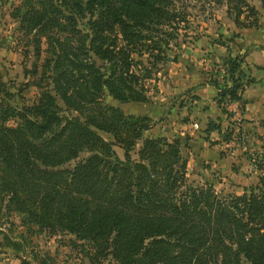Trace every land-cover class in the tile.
<instances>
[{"label": "trees", "instance_id": "trees-1", "mask_svg": "<svg viewBox=\"0 0 264 264\" xmlns=\"http://www.w3.org/2000/svg\"><path fill=\"white\" fill-rule=\"evenodd\" d=\"M216 1L236 27L254 25L247 1ZM11 16L45 56L30 103L0 78V212L85 240L82 264H264V152L258 182L239 193L188 183L186 143L144 137L148 115L107 101L148 100L140 57L163 58L182 28L174 0H21ZM239 50L224 60L230 83H213L222 112L253 81L240 67L249 48Z\"/></svg>", "mask_w": 264, "mask_h": 264}, {"label": "rangeland", "instance_id": "rangeland-1", "mask_svg": "<svg viewBox=\"0 0 264 264\" xmlns=\"http://www.w3.org/2000/svg\"><path fill=\"white\" fill-rule=\"evenodd\" d=\"M20 1L0 0V78L13 91L20 93L21 101L30 103L38 92V87L32 83L38 81L41 75L45 53L36 58L26 43V36L17 29L18 21L11 16V11ZM245 1L257 13L249 17V20L254 19V25L242 28L251 29L252 37L258 39L259 35L264 36V5L262 0ZM174 2L184 13L180 21L182 28L178 29L173 40L177 43H170L165 56L155 62L153 58L147 59L146 55L140 57L143 61L141 65L147 67L143 82L148 100L120 103L107 97V101L120 106L125 113L148 115L153 123L144 131V137H179L182 144L186 143V146H181V152L187 161L188 183H211L217 192L239 193L244 187L258 182L259 171L254 160L264 152L261 147L264 143V119L258 121L262 126L260 130L247 131L241 125V118L228 108L229 105L223 104L225 118L221 124V136L218 135V139L214 138L215 135L212 139L207 138L198 121V127L188 123L191 121L189 115H193V121L199 119V112L192 114L189 109L194 107L193 100L196 98L191 94L194 86L189 85L197 82L199 85L209 83L214 86L213 83H216L222 87L230 83L224 61L228 52L236 54L239 49H252L250 44L260 45L248 43L241 36L238 27L227 15L224 1ZM242 66L243 60L240 62ZM35 68L36 72L32 71ZM248 76L249 73L244 71V79ZM26 82L30 84L25 85ZM99 132L105 139L113 140L111 134ZM114 148L122 157V149L117 145ZM81 154L84 155V152ZM133 155L136 157V154ZM88 254L87 242L76 239L73 234L47 233L28 221L22 213L13 210L0 212V264H23L25 261L29 264H82L87 262ZM101 264H115V261L108 256Z\"/></svg>", "mask_w": 264, "mask_h": 264}, {"label": "crops", "instance_id": "crops-1", "mask_svg": "<svg viewBox=\"0 0 264 264\" xmlns=\"http://www.w3.org/2000/svg\"><path fill=\"white\" fill-rule=\"evenodd\" d=\"M238 32H241V36H243L248 43L259 44L260 46L250 44L253 48L250 49L243 58L242 69L249 73V77H252L253 81L244 85L241 98L231 101L228 108L233 110L235 115L241 118V125L245 130L258 131L262 128L258 121L264 119V36L261 35L260 37L259 35L260 39L259 37L256 39L252 37L254 35L252 34L253 31L246 28H238ZM217 54L219 53L217 52ZM190 86H194L191 90V94L195 95L196 98L193 100L194 107H189V109H191L192 114H197V112H199V115H197L199 119L193 121V115H189L191 121L188 123L191 126L198 127L199 122L204 132L206 123L209 119H213L221 125L225 115H223V112L215 101L214 97L217 92L215 86L209 83L199 85L197 82L189 85V87ZM184 107L186 108V106ZM222 130L221 128L220 131L213 130L209 133L205 132V136L212 139V136L215 135L214 138L218 139V135L221 136L220 133ZM191 134H194V132H191ZM203 142L205 141L203 140Z\"/></svg>", "mask_w": 264, "mask_h": 264}, {"label": "built area", "instance_id": "built-area-1", "mask_svg": "<svg viewBox=\"0 0 264 264\" xmlns=\"http://www.w3.org/2000/svg\"><path fill=\"white\" fill-rule=\"evenodd\" d=\"M230 103V102H229ZM229 103L226 105V106H228L229 105Z\"/></svg>", "mask_w": 264, "mask_h": 264}]
</instances>
